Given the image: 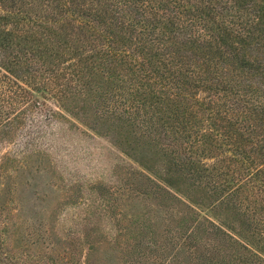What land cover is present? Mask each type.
Masks as SVG:
<instances>
[{
  "label": "trees",
  "instance_id": "16d2710c",
  "mask_svg": "<svg viewBox=\"0 0 264 264\" xmlns=\"http://www.w3.org/2000/svg\"><path fill=\"white\" fill-rule=\"evenodd\" d=\"M76 99L170 137L176 164L207 195L198 209L188 204L196 217L209 207L240 213L233 254L213 244L206 264H264V0H0V152L19 148L0 156V190L10 167L51 156V125L63 116L54 106L68 111ZM9 206L0 196V264H55L11 251L19 227Z\"/></svg>",
  "mask_w": 264,
  "mask_h": 264
},
{
  "label": "rangeland",
  "instance_id": "374dc122",
  "mask_svg": "<svg viewBox=\"0 0 264 264\" xmlns=\"http://www.w3.org/2000/svg\"><path fill=\"white\" fill-rule=\"evenodd\" d=\"M70 106H54L63 116H51V156L28 155L25 167L18 163L1 179L8 222L11 229L13 223L19 227L9 234L12 252L47 254L55 264H206L217 255L213 244L222 257L233 254L228 233L241 222L240 213L209 207L196 217L188 204L198 209L207 195L185 172L187 166L176 164L179 153L170 137L101 117L90 101L76 99ZM18 149L6 143L0 156ZM120 184L125 188L119 190ZM212 222L221 225L218 235L225 240H216ZM183 227L194 240L171 244L169 236L182 235ZM26 239L34 245L25 248Z\"/></svg>",
  "mask_w": 264,
  "mask_h": 264
}]
</instances>
